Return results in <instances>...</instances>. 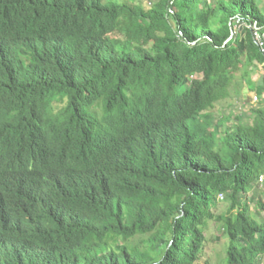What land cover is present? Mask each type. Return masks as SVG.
Listing matches in <instances>:
<instances>
[{
	"label": "trees",
	"instance_id": "trees-1",
	"mask_svg": "<svg viewBox=\"0 0 264 264\" xmlns=\"http://www.w3.org/2000/svg\"><path fill=\"white\" fill-rule=\"evenodd\" d=\"M145 1L0 0V264H264L263 0Z\"/></svg>",
	"mask_w": 264,
	"mask_h": 264
},
{
	"label": "rangeland",
	"instance_id": "rangeland-1",
	"mask_svg": "<svg viewBox=\"0 0 264 264\" xmlns=\"http://www.w3.org/2000/svg\"><path fill=\"white\" fill-rule=\"evenodd\" d=\"M264 4V0H263ZM143 5H146V1L144 0ZM261 74V73H260ZM259 73H256L252 76L254 80L257 79ZM259 104V99L253 95L252 92L249 91L247 84L243 82L242 84H237L235 93L219 103L217 107V111L213 116L214 120H216L217 126L224 130L226 127H230L239 122V120L245 122V120L252 115V110L257 107ZM264 191V186L260 187V189L254 191L257 199H261V194ZM253 191L248 194V196H252ZM243 200V199H242ZM218 201L220 204H223L219 210V213L224 212L228 207H230L229 201L225 197H218ZM249 204V203H248ZM250 209L253 210L254 207L250 206ZM260 221V219H257ZM212 223V222H211ZM220 234L216 232V227L214 224L209 225V231L206 233V238L209 240L205 247V255L201 264H205V260H208V264H223V236L219 237ZM220 239H218V238Z\"/></svg>",
	"mask_w": 264,
	"mask_h": 264
},
{
	"label": "clouds",
	"instance_id": "clouds-1",
	"mask_svg": "<svg viewBox=\"0 0 264 264\" xmlns=\"http://www.w3.org/2000/svg\"><path fill=\"white\" fill-rule=\"evenodd\" d=\"M6 189L7 187L5 185L1 186L0 183V194H3V199L0 203V226H2L3 221L8 219V213H10V211L12 210V205L9 201L11 195L7 191H5Z\"/></svg>",
	"mask_w": 264,
	"mask_h": 264
}]
</instances>
